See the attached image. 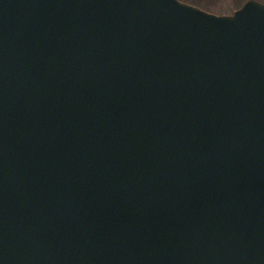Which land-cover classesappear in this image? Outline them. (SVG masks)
Here are the masks:
<instances>
[{
  "label": "water",
  "instance_id": "obj_1",
  "mask_svg": "<svg viewBox=\"0 0 264 264\" xmlns=\"http://www.w3.org/2000/svg\"><path fill=\"white\" fill-rule=\"evenodd\" d=\"M0 264H264V2L0 0Z\"/></svg>",
  "mask_w": 264,
  "mask_h": 264
},
{
  "label": "rangeland",
  "instance_id": "obj_2",
  "mask_svg": "<svg viewBox=\"0 0 264 264\" xmlns=\"http://www.w3.org/2000/svg\"><path fill=\"white\" fill-rule=\"evenodd\" d=\"M191 3H195L200 0H186ZM204 7L214 10V11H222L226 10L229 7V0H210L204 5Z\"/></svg>",
  "mask_w": 264,
  "mask_h": 264
},
{
  "label": "flooded vegetation",
  "instance_id": "obj_3",
  "mask_svg": "<svg viewBox=\"0 0 264 264\" xmlns=\"http://www.w3.org/2000/svg\"><path fill=\"white\" fill-rule=\"evenodd\" d=\"M210 1V0H200V1H196L195 3L193 4H196L206 10H209L211 11V9H208L206 7H204V5H206V3ZM245 0H229V7L226 9V10H222V11H214L212 10L213 12H216V13H230L232 12L236 7H238L241 3H243ZM259 1H263L264 0H259Z\"/></svg>",
  "mask_w": 264,
  "mask_h": 264
}]
</instances>
